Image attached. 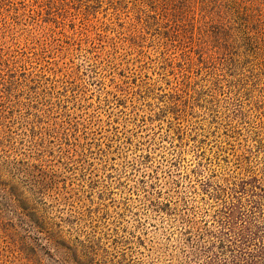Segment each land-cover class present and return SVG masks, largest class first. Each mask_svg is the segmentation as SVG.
Segmentation results:
<instances>
[{
    "label": "rangeland",
    "instance_id": "rangeland-1",
    "mask_svg": "<svg viewBox=\"0 0 264 264\" xmlns=\"http://www.w3.org/2000/svg\"><path fill=\"white\" fill-rule=\"evenodd\" d=\"M202 1L0 0V264L264 242V0Z\"/></svg>",
    "mask_w": 264,
    "mask_h": 264
},
{
    "label": "trees",
    "instance_id": "trees-1",
    "mask_svg": "<svg viewBox=\"0 0 264 264\" xmlns=\"http://www.w3.org/2000/svg\"><path fill=\"white\" fill-rule=\"evenodd\" d=\"M175 1H177V0H175ZM189 3H191V5H193V6H190L192 9L196 8L194 6V4H192V3H194L193 0H189ZM204 3H205V0L202 1V4H198L199 5L198 8L200 10H202L201 7L204 5ZM203 9H205V8H203ZM245 12L247 14H245L244 20L247 23L251 20L252 21L255 20L257 22H261L262 20H264V4H261L258 6L255 3L250 4L246 7ZM222 17H225V16H218L217 22H221L222 21L221 19H223ZM244 32H246L245 35H247V33H248L250 36H255L257 38L261 35L259 39H261V40L264 39V34H263L264 31L257 32V30H256V33H257L256 35L254 34V30H252V31L249 30L248 32L244 30ZM216 51H218L217 48H216ZM234 203L235 202L232 201L231 206H234ZM229 211H230L231 215L227 214L225 217V221L228 225L227 226L228 231L231 230L233 232L232 233L233 237H231V239L233 238L234 241L232 242V245L236 248H239V249H235L236 253H238V254H235V252H233L231 254L229 260L228 259H221L218 256H216V253H213V252H211V250H209V246H210V245L208 246L209 243H207V242L205 243L202 241L199 244L189 246L190 248H189V250H187V254H188L189 258L199 259L200 257H202L201 264H264V242L259 241V238L257 237L258 234L256 233V231H253L252 227H250V226H244L245 224H243V222L240 223V225L238 224V222H235L236 223L235 225L231 224V221H233L234 218H236V219H239V218H238V216H232L233 211H234L233 207L230 208ZM253 227L258 228L257 225H256V227H255V225H253ZM227 240H229V239L227 238ZM248 243L255 245L253 247V249L248 250L245 253L244 252L242 253V251L237 252V250H240V248H242L244 245L247 246ZM246 246H244V247H246ZM227 248H230V245L227 246Z\"/></svg>",
    "mask_w": 264,
    "mask_h": 264
}]
</instances>
